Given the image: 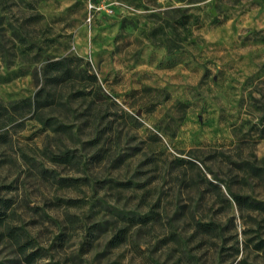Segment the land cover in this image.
Segmentation results:
<instances>
[{
    "label": "rangeland",
    "instance_id": "374dc122",
    "mask_svg": "<svg viewBox=\"0 0 264 264\" xmlns=\"http://www.w3.org/2000/svg\"><path fill=\"white\" fill-rule=\"evenodd\" d=\"M64 56L97 84L57 90L58 132L13 104ZM0 106V232L24 229L33 264H264L244 244L262 215L224 201L227 183L264 200V0H0ZM0 264L27 263L0 237Z\"/></svg>",
    "mask_w": 264,
    "mask_h": 264
},
{
    "label": "trees",
    "instance_id": "16d2710c",
    "mask_svg": "<svg viewBox=\"0 0 264 264\" xmlns=\"http://www.w3.org/2000/svg\"><path fill=\"white\" fill-rule=\"evenodd\" d=\"M157 28L153 30L155 32ZM170 46V45H169ZM82 58L79 56H64L58 59L48 60L42 70V78L43 82L37 88L34 95L30 98H22L13 106L22 105V107L26 108V113H31V117L37 120L41 125L47 127H54L55 131H62L69 129L66 122L59 121L54 117L47 116L46 108L52 107L55 105L56 107L65 108L67 106V101L62 100V93L57 92V90H61L64 82L71 81L73 86L79 85L78 88H75L72 94H69L68 99L79 97L81 100L80 104H83L87 101V96H89L92 91L86 90L87 83H92V86L95 87L97 84V77L93 72H89L87 69L82 67ZM99 89V86L97 87ZM53 89V90H52ZM56 90V92L54 91ZM97 89H96V93ZM100 98V97H99ZM98 98V99H99ZM19 103V104H18ZM95 106L94 98H91L88 103H86L85 109L80 114L85 117L86 114L90 113V110ZM2 107V106H0ZM84 122H87L84 120ZM72 156L68 154L67 150L60 151V153L56 154L55 161L58 163H63L70 161ZM180 163H185L186 167L194 168L200 171V167L190 159H180ZM253 173H259L262 171L260 168H257L253 165L250 166ZM41 174H43L46 178H51L55 182L62 184L67 183L68 181L73 180V178H66L63 176H57L54 170H48L47 168L42 167L39 169ZM209 183V188L215 191L217 194H221L222 190L220 186L211 181L207 180ZM226 192L229 196L224 198V201L228 206H231L232 202L235 203L238 208L240 215L243 216L245 213L247 216L253 217L250 213L261 214L262 218L258 220V225H261V222H264V200H258L252 198L249 195H244L240 192H237L232 189L230 184H225ZM3 212L0 208V221L2 219ZM197 227L202 232H210L217 231V235H223L224 227L221 226L220 223L211 221V222H201L197 221ZM258 230V228H257ZM247 230H243V234H246ZM0 237L5 238L10 243L14 244L15 252L19 255L23 262L27 264H33L34 260L40 255L38 248H34V239L27 235L24 229L19 228L17 226L8 227L6 231L0 232ZM236 237V236H235ZM249 241L253 242V248L255 250L264 251V236H262L261 232L258 230L256 236L252 238H245V248L249 245ZM236 252L239 251L238 246H234ZM244 261V260H242Z\"/></svg>",
    "mask_w": 264,
    "mask_h": 264
}]
</instances>
